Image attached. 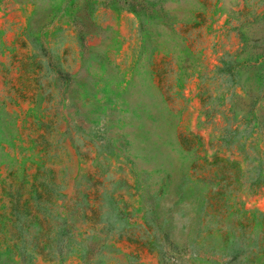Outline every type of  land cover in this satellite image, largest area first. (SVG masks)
Masks as SVG:
<instances>
[{
  "label": "rangeland",
  "instance_id": "rangeland-1",
  "mask_svg": "<svg viewBox=\"0 0 264 264\" xmlns=\"http://www.w3.org/2000/svg\"><path fill=\"white\" fill-rule=\"evenodd\" d=\"M0 264H264V0H0Z\"/></svg>",
  "mask_w": 264,
  "mask_h": 264
}]
</instances>
